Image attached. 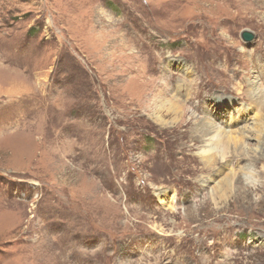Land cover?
Returning <instances> with one entry per match:
<instances>
[{
  "label": "rangeland",
  "instance_id": "rangeland-1",
  "mask_svg": "<svg viewBox=\"0 0 264 264\" xmlns=\"http://www.w3.org/2000/svg\"><path fill=\"white\" fill-rule=\"evenodd\" d=\"M241 5L0 0V264H264V9ZM206 118L244 142L213 168Z\"/></svg>",
  "mask_w": 264,
  "mask_h": 264
},
{
  "label": "bare ground",
  "instance_id": "bare-ground-1",
  "mask_svg": "<svg viewBox=\"0 0 264 264\" xmlns=\"http://www.w3.org/2000/svg\"><path fill=\"white\" fill-rule=\"evenodd\" d=\"M223 2L227 3V5L232 6V7H234V6L241 7L242 6L241 3L243 2L244 7L246 6L244 9H246V8L247 9H251V8L253 9L252 6L262 7L264 9V0H223ZM247 2H248V4H247ZM250 12H252V11L250 10ZM246 14H250V13H246ZM222 19H223V17H222ZM247 85L249 86V96H248L249 101L252 102V104L259 106L261 108V111L264 112V91L259 90V88L256 87V81L255 82L252 81L251 78L248 81ZM170 91H171L170 89L167 90V95L170 93ZM170 100L167 99L165 103L167 105V108L172 113H174L175 115H178V116H176V119L178 121V119L180 117L179 115H181L182 113L184 115L185 110L183 109V106H181L182 104L181 105L178 104L179 103L177 101L178 99L177 100L176 99H173V100L170 99ZM222 100H224V98ZM230 103H232V102H230ZM246 111H248V109L244 110V112H246ZM261 115H263V113ZM236 116L233 115V117H232V120L235 121V122L233 121L234 123H236L237 120L238 121L241 120L240 118L238 119ZM206 120H207L206 122L199 124L200 125L199 130H197L198 128L196 130L198 132L201 129L202 136H208L204 140V144L206 142V146H204V145L201 146L202 148H204V150H203L204 157L202 159H206V162L208 163V165L211 166V168H213L212 166H214L217 161L219 163L220 162H226L227 161V158H226L227 155H230V152L232 153L233 151L237 152V149L239 148V144L243 145L244 142L241 141V133L234 132L235 129H233V131H229V132L225 131V130L223 131V130H221L222 128L220 129V127L217 126V124L215 125V124L211 123L209 118L208 119L206 118ZM181 122L183 123V120ZM214 125H215V127H214ZM254 127H255L256 137L263 143V146H264V117L260 118L255 123ZM211 128L212 129L217 128V129H216V131L214 130V132L212 133ZM216 150H217V153L214 154V151H216ZM256 150H257V148L254 149L253 152L255 153ZM245 155H247V154H245ZM229 161H230V159H229ZM229 161H227V162H229ZM221 169L222 168L217 166L213 172H215V175H218L222 172ZM226 177L233 179V174H228V175H226ZM226 177L224 179H222V181L226 182L228 185H232V181H227Z\"/></svg>",
  "mask_w": 264,
  "mask_h": 264
},
{
  "label": "water",
  "instance_id": "water-1",
  "mask_svg": "<svg viewBox=\"0 0 264 264\" xmlns=\"http://www.w3.org/2000/svg\"><path fill=\"white\" fill-rule=\"evenodd\" d=\"M243 40L246 42H251L254 39V35L251 32L245 31L242 35Z\"/></svg>",
  "mask_w": 264,
  "mask_h": 264
}]
</instances>
